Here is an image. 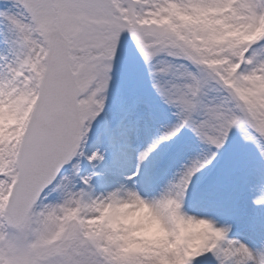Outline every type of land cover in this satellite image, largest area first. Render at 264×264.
Returning a JSON list of instances; mask_svg holds the SVG:
<instances>
[{
    "label": "snow or ice",
    "instance_id": "snow-or-ice-1",
    "mask_svg": "<svg viewBox=\"0 0 264 264\" xmlns=\"http://www.w3.org/2000/svg\"><path fill=\"white\" fill-rule=\"evenodd\" d=\"M0 264H264V0H0Z\"/></svg>",
    "mask_w": 264,
    "mask_h": 264
}]
</instances>
